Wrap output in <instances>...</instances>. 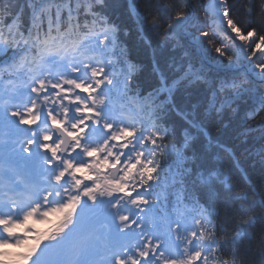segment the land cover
Masks as SVG:
<instances>
[{
    "label": "snow or ice",
    "instance_id": "1",
    "mask_svg": "<svg viewBox=\"0 0 264 264\" xmlns=\"http://www.w3.org/2000/svg\"><path fill=\"white\" fill-rule=\"evenodd\" d=\"M109 7L0 0V264H264V182L213 157L198 105L180 114L208 144L187 130L166 142L173 89L154 67L160 87L142 94ZM132 14L199 58L181 79L208 86L205 113L264 141V0H146Z\"/></svg>",
    "mask_w": 264,
    "mask_h": 264
},
{
    "label": "trees",
    "instance_id": "2",
    "mask_svg": "<svg viewBox=\"0 0 264 264\" xmlns=\"http://www.w3.org/2000/svg\"><path fill=\"white\" fill-rule=\"evenodd\" d=\"M145 2L146 0H133L132 2L134 9L140 15L144 14ZM195 2L196 0H194ZM207 2L208 0H200L202 4ZM109 5L108 15L121 29V45L127 50L128 61L136 66L135 81L140 85L142 94L147 95L160 87V77L154 71V67L160 68L168 86L173 89L172 97L177 102L178 108L165 115V126L169 131L166 142L176 143L182 139L185 130H187L201 143L208 144V139L203 135H198L197 130L192 128L180 114V110L191 112L192 106L198 105V119L210 134L212 140L210 151L213 157L231 167L233 174L241 183L251 181L259 186L264 182V163L261 162L264 141L259 139L258 134H251L247 137L240 135L243 126L235 120L229 122L227 117H220L215 112L205 113L204 109L211 98L208 86L203 82L189 83L187 80L181 79L189 62L194 69L200 68L199 58L193 56V60H190L184 55V50L174 49L171 43H166L163 37L150 31L147 25L144 26L143 33H141L138 17L134 15L132 18L130 15L128 0H109ZM196 15L204 20L202 11L198 10ZM146 41H151V47ZM167 98V93H160L157 103ZM164 159L168 160L169 158L165 157ZM221 219H223L222 216ZM247 259L251 261L255 257L249 256Z\"/></svg>",
    "mask_w": 264,
    "mask_h": 264
},
{
    "label": "rangeland",
    "instance_id": "3",
    "mask_svg": "<svg viewBox=\"0 0 264 264\" xmlns=\"http://www.w3.org/2000/svg\"><path fill=\"white\" fill-rule=\"evenodd\" d=\"M208 3V2H207ZM191 60H193V57H191ZM205 68H208V67H205ZM212 71L214 70V68L211 69ZM216 70V69H215Z\"/></svg>",
    "mask_w": 264,
    "mask_h": 264
},
{
    "label": "bare ground",
    "instance_id": "4",
    "mask_svg": "<svg viewBox=\"0 0 264 264\" xmlns=\"http://www.w3.org/2000/svg\"><path fill=\"white\" fill-rule=\"evenodd\" d=\"M55 219V218H54Z\"/></svg>",
    "mask_w": 264,
    "mask_h": 264
}]
</instances>
